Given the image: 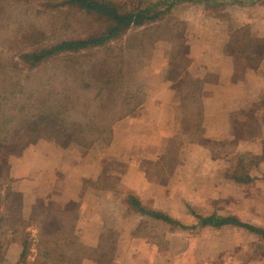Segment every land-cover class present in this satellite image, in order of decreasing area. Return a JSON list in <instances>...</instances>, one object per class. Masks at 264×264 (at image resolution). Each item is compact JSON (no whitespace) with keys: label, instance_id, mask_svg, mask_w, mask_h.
Wrapping results in <instances>:
<instances>
[{"label":"crops","instance_id":"obj_1","mask_svg":"<svg viewBox=\"0 0 264 264\" xmlns=\"http://www.w3.org/2000/svg\"><path fill=\"white\" fill-rule=\"evenodd\" d=\"M173 1L176 30L129 75L116 61L75 73L138 91L107 135L78 144L73 118L41 111L18 152L0 143V264H24V238L67 264H264L262 234L200 220L264 232V0Z\"/></svg>","mask_w":264,"mask_h":264},{"label":"trees","instance_id":"obj_2","mask_svg":"<svg viewBox=\"0 0 264 264\" xmlns=\"http://www.w3.org/2000/svg\"><path fill=\"white\" fill-rule=\"evenodd\" d=\"M201 1L205 2L206 5H216L224 0ZM173 4L174 1L171 0L169 7L173 6ZM55 5L71 6L83 15L95 16L101 23V27L85 37L65 38L58 40L49 47L18 52L15 58L16 61L23 64V69L21 70L0 66V73L7 74L12 73V71L16 73L15 78L13 76L10 77L9 74L4 78L1 77L2 79L0 78V92L3 91L0 94V131H4L0 136V142L8 141L7 137L11 133L10 127L18 123L22 118H30L36 114V111H45L60 121L73 118V140L78 144L89 143L97 136L107 135L110 130V124L116 118L127 114L133 107L132 99L136 97L135 94H138V91L132 90L133 82L130 85L127 80L120 78L114 82H108L106 86L93 93V91L78 84L73 79V75L80 65L79 62L82 59L83 52L103 47L121 38L123 39L124 35L134 25H141L144 16L143 11H122L118 5L107 0H64ZM55 59L59 62L58 65L60 67H63L64 64L66 65L65 69H67V72L65 77L70 76L68 81L72 84V87L51 91L48 90L47 83H36L32 87L37 89L41 96L35 95V102L17 104L15 95L19 97V93L22 96L25 94L26 85L23 77L36 74L41 64ZM73 63L76 64L72 68ZM9 102L13 104L9 106ZM2 105H6V107H1ZM12 115H18L17 122H14L15 118ZM22 129L23 125H18L16 132L18 133ZM27 141L30 142V139ZM152 215L161 218L159 214L152 213ZM164 220H167V218L165 217ZM200 220L202 223L212 225L232 223L264 236V232L261 229L251 224L240 222L233 217L216 218L209 216L200 218ZM22 245L21 257L22 261L25 262L31 242L24 238ZM54 257L48 250L40 251L39 258L42 260L35 259L34 263L50 264L54 262ZM57 257L63 258L62 256Z\"/></svg>","mask_w":264,"mask_h":264},{"label":"rangeland","instance_id":"obj_3","mask_svg":"<svg viewBox=\"0 0 264 264\" xmlns=\"http://www.w3.org/2000/svg\"><path fill=\"white\" fill-rule=\"evenodd\" d=\"M63 1L64 0H0V66L21 70L23 69V64L16 61L15 58L18 52L29 51L40 47H49L58 40L65 38L85 37L101 27V23L95 16L83 15L71 6L55 5ZM107 1L115 3L122 11H143L142 13L144 16L142 23L141 25H134L124 35L123 39L121 38L103 47L83 52L82 59L79 62L80 65L76 71L82 64L86 65L88 63H93L103 66L104 64H109V62L116 61L121 70L120 77H126L137 67V64L143 58L142 54L146 52L144 46L148 42L161 36H170V34L172 36V33L176 30L174 28V17L171 14L172 6L169 7L171 0ZM130 53H135L134 55L138 57L129 60L128 56ZM58 64L59 62L56 61V59L51 60L41 64L36 74L24 76V83L26 85L25 94L22 96V94L19 93V97L15 95L17 104L32 103L35 102V95L41 96V93L32 87V85L36 83H47L48 90L51 91L72 87V84L68 81L70 76L65 77L67 72V69H65L66 65L64 64L63 67H60ZM75 64L76 63L72 64V68ZM103 67L106 68L108 65ZM181 68L182 67L178 69L179 72ZM7 74H9L10 77H16V73L13 71ZM7 74L1 72L0 78L6 77ZM76 78L77 76L74 74L73 79L80 84ZM106 85L107 83L104 84V86ZM2 92L3 91H1L0 94ZM8 104L11 106L13 103L9 102ZM1 107H6V105H2ZM36 114H38V112ZM12 116L15 118L14 122H17L18 115ZM29 119L31 118H22L18 123L12 125L10 127L11 133L7 137L8 141L0 143H6L10 151L18 152L22 148L21 144L26 143L28 139L31 140L34 136L33 131L27 129ZM18 125H23V129L17 133L16 129ZM3 132L4 131H0V136ZM6 198V205L8 204L9 206H13L18 201L17 197L12 194L6 196ZM10 214L12 213L10 212ZM10 218L14 220L16 216L12 214ZM34 235L36 236L37 233L35 232ZM36 247L37 246H32L24 264H40L34 263L35 259H41L39 258V250L43 252L48 249V247L44 245L40 248ZM54 247L59 251L65 250L64 243L62 245V242L61 244L57 243ZM67 263L64 257H54V262L50 264Z\"/></svg>","mask_w":264,"mask_h":264}]
</instances>
